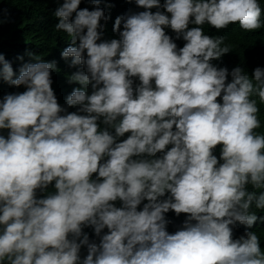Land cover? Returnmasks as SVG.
<instances>
[{
	"label": "clouds",
	"instance_id": "1",
	"mask_svg": "<svg viewBox=\"0 0 264 264\" xmlns=\"http://www.w3.org/2000/svg\"><path fill=\"white\" fill-rule=\"evenodd\" d=\"M83 2L0 0V264H264L260 0Z\"/></svg>",
	"mask_w": 264,
	"mask_h": 264
},
{
	"label": "trees",
	"instance_id": "2",
	"mask_svg": "<svg viewBox=\"0 0 264 264\" xmlns=\"http://www.w3.org/2000/svg\"><path fill=\"white\" fill-rule=\"evenodd\" d=\"M261 7L264 8V0H260ZM1 6V5H0ZM81 8L88 7L90 10L93 7L92 5H89L87 3H84L82 0ZM262 20H264V16H262ZM57 20L55 17L47 18L44 21L37 22L33 25H30V29L36 33H39L45 37H55L57 34H55V24ZM43 29V32H42ZM20 28L11 20L3 19L2 23H0V44H5L9 40L16 37L19 32ZM222 33H224L225 38H229L237 47L240 48H247V47H254L255 51L254 53L257 54L255 57L258 60H262L261 56H264V27H261L258 30L255 31H244L240 28L239 24L237 27L232 29H223L221 30ZM259 133H264V121H261V127ZM219 146L216 149V155L219 156ZM257 214L263 212L261 210H255ZM260 240L264 244V225L261 227L259 231Z\"/></svg>",
	"mask_w": 264,
	"mask_h": 264
},
{
	"label": "bare ground",
	"instance_id": "3",
	"mask_svg": "<svg viewBox=\"0 0 264 264\" xmlns=\"http://www.w3.org/2000/svg\"><path fill=\"white\" fill-rule=\"evenodd\" d=\"M57 98L60 99V98H63V95H57ZM75 111V110H74Z\"/></svg>",
	"mask_w": 264,
	"mask_h": 264
}]
</instances>
